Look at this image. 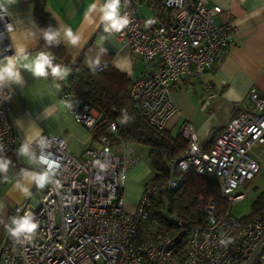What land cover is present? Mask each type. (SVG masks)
<instances>
[{
  "label": "built area",
  "instance_id": "obj_1",
  "mask_svg": "<svg viewBox=\"0 0 264 264\" xmlns=\"http://www.w3.org/2000/svg\"><path fill=\"white\" fill-rule=\"evenodd\" d=\"M219 6L206 0H163L159 22L145 27L130 9L118 18L128 23L120 30L103 21L99 30L111 33L145 64L146 74L131 79L129 96L138 114L157 129L179 112L171 100V85L180 78L194 82L210 71L231 42L235 26L216 22ZM13 30L5 10H0V61L9 52ZM101 71L106 64H96ZM68 70L67 68H65ZM207 100L215 97L207 84ZM73 120L90 131L99 112L68 92ZM14 93L0 81V186L19 181L28 170L47 173L49 182L40 188L33 180L28 196L11 209L0 212V264H244L264 236V207L249 218L234 216L229 206L245 198L240 189L264 163V94L251 86L234 102L230 118L198 139L191 123L183 121L178 133L186 140L182 153L172 159L164 186L151 181L131 211L125 209L126 160L113 148L118 120L88 147L82 157L67 151L59 136L41 133L27 140L18 131L9 110ZM27 146V154L20 149ZM192 171L212 177L227 202L224 211L214 201L206 204V221L196 225L185 244V222L171 211L170 193L183 182L181 173ZM40 189V196L33 192ZM1 198V194H0ZM29 218L37 228L13 235L14 221ZM223 241V243H221ZM254 264H264V248Z\"/></svg>",
  "mask_w": 264,
  "mask_h": 264
},
{
  "label": "crops",
  "instance_id": "obj_2",
  "mask_svg": "<svg viewBox=\"0 0 264 264\" xmlns=\"http://www.w3.org/2000/svg\"><path fill=\"white\" fill-rule=\"evenodd\" d=\"M90 0H46V8L56 22V38L66 48V58L55 59L47 49L40 48L44 29L33 20L34 0H0V10H5L13 24L8 36L10 49L0 61L5 67L8 59L14 61L18 79L5 77V87L14 93L9 104L10 113L21 135L31 140L41 133L62 137L67 151L82 157L88 147H96V140L86 127L76 123L67 110V103L60 91L68 83L71 64L76 61L85 67L103 63L113 66L133 79L146 74L141 59H134L127 47L111 33L99 30L106 0H96V9L85 18ZM209 6H219L215 20L230 21L235 26L232 39L226 50L203 77L188 83L180 78L170 88L171 100L179 112L172 116L166 129H178L183 121L194 127L198 139L205 141L209 133L224 124L231 116L234 102L241 100L251 86L264 94V0H206ZM121 0L117 15L122 10ZM142 10V12H141ZM136 14L145 27L159 22L158 11L139 2ZM71 29L78 37L75 45L66 36ZM46 53L52 66L67 68L66 75H54L51 68L45 76H35L25 67L39 54ZM207 84L215 97L206 99ZM114 152L128 163L125 183V205L133 210L143 192L148 172L149 149L138 143H114ZM152 176V169L149 171ZM150 179V177H149ZM147 179V180H149ZM139 182H142L139 184ZM15 183V182H14ZM12 183V184H14ZM10 184V185H12ZM9 185V186H10ZM8 186V185H7Z\"/></svg>",
  "mask_w": 264,
  "mask_h": 264
},
{
  "label": "trees",
  "instance_id": "obj_3",
  "mask_svg": "<svg viewBox=\"0 0 264 264\" xmlns=\"http://www.w3.org/2000/svg\"><path fill=\"white\" fill-rule=\"evenodd\" d=\"M146 2L148 6L158 11L163 0H121L123 9H130L136 13L139 2ZM33 20L44 29L40 37V48L47 49L55 59L66 58V48L57 40L56 22L46 8V0H34ZM46 34H54L51 41ZM131 79L113 66H106L97 71L95 67H85L80 61L71 64L66 88L69 93L88 102L99 112V118L91 130L93 139L103 134L111 135L109 123L118 120L117 137L114 143H138L149 149L148 161L152 169L149 181L164 186L169 178L170 161L178 157L186 146V140L177 132L157 129L149 125L137 112L134 102L129 96ZM175 173L183 176L182 184L171 191V211L185 222L182 244H185L191 230L206 221V204L214 201L220 211H224L228 204L224 200L216 181L206 175H198L192 171ZM264 207V192H261L251 205V212L243 218H249ZM11 216V209H7V221Z\"/></svg>",
  "mask_w": 264,
  "mask_h": 264
},
{
  "label": "clouds",
  "instance_id": "obj_4",
  "mask_svg": "<svg viewBox=\"0 0 264 264\" xmlns=\"http://www.w3.org/2000/svg\"><path fill=\"white\" fill-rule=\"evenodd\" d=\"M120 0H106L103 8L101 11L103 12L102 20L107 21L110 23L111 28L120 30L124 25L128 23L126 19L118 18L117 16V9L119 6ZM96 9V0H90L87 11L85 13V18L88 19L90 22L89 14ZM66 36L68 37L71 44L75 45L77 43L78 37L73 35L72 30L69 28L66 30ZM54 38V34H46V39L51 41ZM6 66L0 68V81H3L5 77L9 79H18V74L14 71V61L8 59ZM31 73L35 76H45L47 74V69L51 68V71L54 75H66L67 70L62 69L59 65L53 67L52 60L46 53H41L39 56L32 60L31 63L26 64ZM27 146H23L20 149L22 154H27ZM7 168V162H0V171H4ZM26 179L29 181H35L36 185L40 188H43L49 182V176L47 173H43L40 175H33L31 173H25ZM17 187H20L18 184ZM22 192L25 196L29 194V190L27 187L22 188ZM16 224L15 229H10L13 235H17L21 232H28L32 233L37 228L35 223H32L29 218H24L19 221H14ZM223 243V241L221 242Z\"/></svg>",
  "mask_w": 264,
  "mask_h": 264
},
{
  "label": "rangeland",
  "instance_id": "obj_5",
  "mask_svg": "<svg viewBox=\"0 0 264 264\" xmlns=\"http://www.w3.org/2000/svg\"><path fill=\"white\" fill-rule=\"evenodd\" d=\"M172 132L177 133L178 129L177 128L173 129ZM142 158L145 161H147V165H148V172L145 177V181L147 182L148 181L147 179H149V177L151 178L149 173L151 167L148 161V156L146 157V155L145 156L142 155ZM26 173L33 174V171L28 170ZM129 179L130 178L128 176L127 181H129ZM140 183L142 182H139V184ZM18 184L20 185V187H17ZM32 184L33 181H29L28 179H26L24 175L19 181H16L14 184L10 186L1 185L0 212L3 210H7L8 208H12L14 205L23 202L28 195L25 196L23 194L22 188L27 187L30 192ZM240 189L245 193V198L236 201L234 204L229 206V210L234 216L242 218L251 212L252 203L261 192H264V163L261 164V168L255 174V176L251 180H246L244 184L240 186ZM39 196H40V189H36L33 192V197L38 198ZM125 209L129 210L127 205H125Z\"/></svg>",
  "mask_w": 264,
  "mask_h": 264
},
{
  "label": "water",
  "instance_id": "obj_6",
  "mask_svg": "<svg viewBox=\"0 0 264 264\" xmlns=\"http://www.w3.org/2000/svg\"><path fill=\"white\" fill-rule=\"evenodd\" d=\"M262 248H264V236L261 237L259 242L257 243L256 247L254 250L251 252V254L248 256L244 264H254L256 261L257 257L259 256Z\"/></svg>",
  "mask_w": 264,
  "mask_h": 264
}]
</instances>
